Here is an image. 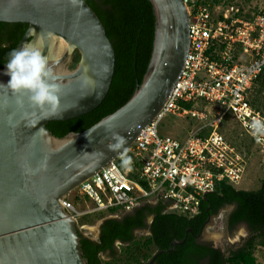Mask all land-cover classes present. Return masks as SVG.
Wrapping results in <instances>:
<instances>
[{
	"label": "water",
	"instance_id": "1",
	"mask_svg": "<svg viewBox=\"0 0 264 264\" xmlns=\"http://www.w3.org/2000/svg\"><path fill=\"white\" fill-rule=\"evenodd\" d=\"M150 2L155 33L142 84L113 114L88 130L58 138L48 123L82 117L108 96L116 68L114 46L84 0L75 5L70 0H0V23L28 25L16 49L27 43L40 47L61 85L59 109L40 111L27 94L6 87L7 64L0 69V264H87L79 221L62 201L118 158L108 149L113 134L124 136L130 149L157 118L190 49L191 16L185 1ZM77 53L80 61L72 69ZM182 243L174 241L170 251Z\"/></svg>",
	"mask_w": 264,
	"mask_h": 264
},
{
	"label": "built area",
	"instance_id": "2",
	"mask_svg": "<svg viewBox=\"0 0 264 264\" xmlns=\"http://www.w3.org/2000/svg\"><path fill=\"white\" fill-rule=\"evenodd\" d=\"M184 1L191 16L184 70L161 113L129 149L131 170L123 169L118 157L79 187L81 196L93 203L90 212L115 208L130 212L142 203L163 200L180 215L197 216L202 198L217 183L236 186L246 170L245 157L218 130L227 114L264 152V133L253 127L257 120L264 123V112L248 98L250 88L264 73V12L244 18L237 16L239 10L228 9L218 19L203 0ZM213 45L218 47L215 57L209 53ZM198 98L221 107L214 121L207 122L206 113L183 106ZM168 115L203 125L183 141L163 137L159 127ZM204 131L208 133L202 136ZM135 164L147 187L130 177ZM62 203L77 220L89 213L77 210L68 197Z\"/></svg>",
	"mask_w": 264,
	"mask_h": 264
},
{
	"label": "trees",
	"instance_id": "3",
	"mask_svg": "<svg viewBox=\"0 0 264 264\" xmlns=\"http://www.w3.org/2000/svg\"><path fill=\"white\" fill-rule=\"evenodd\" d=\"M84 1L98 15L114 46L115 74L108 96L97 109L82 117L47 124V128L58 138L88 130L124 106L142 84L153 52L155 14L150 0ZM203 2L209 5L215 17L214 7L221 2L219 0ZM237 16L251 18L242 13ZM221 18L223 13L218 17ZM27 29L28 25L23 23H0V69L8 63L9 53L17 48ZM217 48L213 45L209 51L214 57L216 56L214 50ZM79 61L80 55L77 53L71 68L74 69ZM257 93H264V73L258 77L248 92L250 103L259 109V100L255 98ZM183 106L206 113L207 122L214 121L217 113L222 110L217 104L199 98L183 103ZM231 119L242 133H238L236 129L225 132ZM218 130L245 159L252 150L258 151L255 140L243 130L231 114L222 119ZM207 133L204 131L201 135ZM138 168V164L133 166L130 177L147 187L139 178ZM75 200L80 201L81 198L77 197ZM226 206L235 207L228 218L229 228L233 230L245 224L249 230V238L238 248L223 251L201 242L200 239L210 222L209 219L215 217ZM108 211L111 213L121 211L122 217L106 219L101 225L97 240L80 232L87 264H147L161 251L164 252L157 256L154 264H258L255 252L258 247L264 248V182L259 190L253 191L239 190L227 181L217 183L216 189L202 198L200 213L195 217H186L172 211L171 204L163 200H158L156 204L142 203L130 212L115 208L100 211L98 214ZM150 217L153 220L148 224L147 220ZM92 219L87 217L85 222H91ZM142 230H149L150 234L136 239L135 232ZM174 241L183 243L170 251ZM118 242L124 245L120 253L116 249ZM105 254H109L110 260L102 258Z\"/></svg>",
	"mask_w": 264,
	"mask_h": 264
},
{
	"label": "rangeland",
	"instance_id": "4",
	"mask_svg": "<svg viewBox=\"0 0 264 264\" xmlns=\"http://www.w3.org/2000/svg\"><path fill=\"white\" fill-rule=\"evenodd\" d=\"M221 3L214 7V18H218L221 13L225 11L234 10L246 17H254L255 15L264 12V0H219ZM227 5V7H224ZM255 94H253V97ZM255 98L259 100L258 106L259 110L264 112V93L256 94ZM258 109V108H257ZM200 122L190 119H181L173 115H168L161 123L159 127V132L163 137H171L178 140H185L188 133L194 129L201 127ZM226 131H232L236 129L238 133H242L240 128L231 119L225 128ZM246 170L243 175L241 182L236 185L239 190L253 191L259 190L264 182V152L252 150V153L247 155L246 158ZM80 197V201L75 199ZM69 200L74 204V206L80 212L86 213L83 217L79 218V231L86 237L93 240H97L100 235V225L103 221L109 218H120L122 217L121 211H116L114 213L104 212L103 214H98V212H90L94 209L93 203L86 201L83 196H81L79 190L71 193L68 196ZM151 203H156L152 200ZM234 206H226L223 208L215 217H213L208 225L205 227L202 235L201 242L211 244L216 248L223 251H228L238 248L240 245L244 244L249 238V230L245 224L239 225L237 228L231 230L228 226L229 215L233 212ZM87 217H92L91 222H85ZM151 221V220H150ZM149 221V222H150ZM150 234L149 230L146 231H136L135 238L141 239ZM124 247L121 243L116 244V249L120 253L121 249ZM255 255L258 259V264H264V248L258 247ZM102 258L106 261L110 260L109 254H105Z\"/></svg>",
	"mask_w": 264,
	"mask_h": 264
},
{
	"label": "clouds",
	"instance_id": "5",
	"mask_svg": "<svg viewBox=\"0 0 264 264\" xmlns=\"http://www.w3.org/2000/svg\"><path fill=\"white\" fill-rule=\"evenodd\" d=\"M70 3L75 5L77 0H70ZM9 57L6 66L10 80L6 87L14 94H27L33 108L55 113L61 103V85L56 82L53 68L43 50L34 43H27L19 49H13ZM17 103L22 106L21 100ZM253 127L264 133V123L261 121H255ZM112 140L114 142L108 145V149L118 153L121 167L131 170L133 161L128 155L129 149L125 147L126 138L117 133L113 134Z\"/></svg>",
	"mask_w": 264,
	"mask_h": 264
},
{
	"label": "flooded vegetation",
	"instance_id": "6",
	"mask_svg": "<svg viewBox=\"0 0 264 264\" xmlns=\"http://www.w3.org/2000/svg\"><path fill=\"white\" fill-rule=\"evenodd\" d=\"M156 203H157V202H156ZM156 203H153V204H156ZM150 220H151V221H150ZM152 220H153L152 217L148 218L147 223H148V224H151ZM149 221H150V222H149ZM142 231H146V230H142Z\"/></svg>",
	"mask_w": 264,
	"mask_h": 264
}]
</instances>
